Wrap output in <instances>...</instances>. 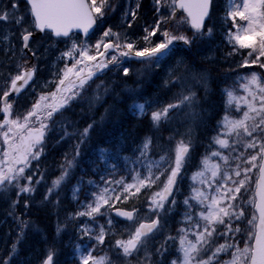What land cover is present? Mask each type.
I'll list each match as a JSON object with an SVG mask.
<instances>
[{"label":"snow or ice","instance_id":"obj_1","mask_svg":"<svg viewBox=\"0 0 264 264\" xmlns=\"http://www.w3.org/2000/svg\"><path fill=\"white\" fill-rule=\"evenodd\" d=\"M213 8V0H154L158 19L144 29L140 42L127 31L108 27L93 44L89 43L90 30L105 23L112 9L110 0H0V22L18 27L21 42L16 73H8L0 91V196L15 193L10 215L20 198L30 199L43 180L38 165L57 123L61 140L78 137L73 155L65 154L60 175L44 194L45 202L55 196L59 205L60 190L80 162V146L97 126L93 120L82 130L69 132L71 122L64 114L96 80L108 73L127 78L133 62L159 68L177 57L176 42H182L193 58L175 59L164 80L165 88H178L173 94L177 102L159 106L158 100H145L131 106L139 117L149 119L151 130L158 132L162 124L178 125L166 142L144 135L139 142L132 141V155L123 154V144L99 147L96 158L88 161L99 181L81 177L72 186L78 208L66 219L79 222L74 249L77 264H264V72L236 74L232 84L221 89L224 114L215 119L212 135L203 141L195 132L213 119L203 107L210 95L211 72L198 68L195 59L199 48L210 45L217 36ZM136 15L131 12L133 18ZM37 31L64 45L57 59L63 67H57L53 79L40 85L38 93L33 88L31 106L16 114L13 94L19 97L30 82L36 83L38 69L30 61L37 58L38 50L32 48ZM219 32L230 49L228 57L239 56L240 67L258 65L264 70V0H226ZM11 35L0 40L8 42L7 52L15 56ZM116 87L115 81L101 80L88 99L89 107L115 93ZM197 88L203 90V98ZM57 117L64 119L58 121ZM200 147L204 152L185 193L181 186ZM120 161L125 174L117 179ZM38 174L40 178L34 179ZM181 195L182 200L178 199ZM246 205L253 210L250 218ZM82 217L88 219L81 221ZM101 218L105 223L98 222ZM16 219L18 243L29 221ZM245 221L247 231L241 227ZM173 224L180 225L175 235ZM61 231L58 223L57 235ZM106 243L107 251L94 254ZM15 251L13 244L12 254ZM54 255L53 242L40 264H56ZM0 264H11V254Z\"/></svg>","mask_w":264,"mask_h":264},{"label":"trees","instance_id":"obj_2","mask_svg":"<svg viewBox=\"0 0 264 264\" xmlns=\"http://www.w3.org/2000/svg\"><path fill=\"white\" fill-rule=\"evenodd\" d=\"M112 9L109 11L108 15L105 17V23L110 25L114 31H127L131 38L134 41L140 42L142 36L145 34L144 29L146 27H150L155 24L158 19L157 14L154 10V0H110ZM214 8L213 15L214 20L217 22V36L215 40L208 46H201L198 50V53L195 56L197 60L198 68H207L211 72V84H210V95L208 97L207 103L203 104V107L208 108L209 115L213 117L212 120H208L206 126H200L195 128V132L197 136L200 137L201 140L206 141L207 137L212 135L211 128L215 122V119H219L220 116L224 114L223 112V104L221 97V89L226 86H230L235 78L236 74L245 75L251 71L264 72V70L259 69L258 65H252L249 68L240 67V57L237 56L235 58L228 57L227 52L230 51L228 46L223 43L222 34L219 32V18L223 15L224 8L226 6V0H213ZM140 4V8L137 9L136 5ZM136 11L137 15L135 18L131 16V12ZM131 25L129 27L128 25ZM165 27H170V25H165ZM100 31V27L97 28V32ZM177 43V57L173 60L164 63L159 68H151L149 66H143L141 70H134L135 66L131 65L132 73L129 77L124 78L128 80H134V82L144 87L148 92H150V96L154 95V97H148L147 100H153L159 102V106H165L167 103H176L177 101L173 98V92L176 93L178 88H171L169 90L164 87V78L167 77V71L169 67L174 63L175 59H179L181 56L185 58V60H191L193 58V52L189 51L186 46L182 44V42ZM195 51V50H193ZM5 59L2 65V75L3 78H6L7 71H11V65L15 61L14 57H8ZM205 57H211V60H206ZM134 63V62H133ZM136 64V63H135ZM101 80L106 83H110L111 81L116 82V90L119 92L122 90V79H118L117 76L112 75L107 79H104V76L101 77L100 80H96L95 84L92 85V89L89 92L85 93L84 97L78 102L74 103L71 108V124L70 127L72 132H76L78 130H82L89 123H92L93 120L97 122V126L95 130L91 132L90 139L80 146L81 148V157L80 162L73 170L72 178L68 181V183L61 188L59 193V205L56 204L57 197H52L50 202L44 201V189L49 181L47 178H43L42 187L37 189V191L32 195L29 199L27 197H21L19 203L16 205V208H19L16 214V218H22L26 221H29V227L24 230V235L21 239H26L30 241V238L35 240L34 238L40 235H44L47 242L55 244V259L59 261V264H77V260L75 257V244L78 242V227L79 222L77 221H68L66 217L77 210L78 205L73 200L72 197V186L76 184L77 180L81 177L84 178L85 181L88 179H94L99 181V177L94 175L91 167L88 164V161L96 158V152L99 147L104 148H114L115 146H119L121 144L124 145L126 151L123 153L124 155H132V149L135 145L132 143L133 140L139 142L140 136L138 133L137 124L134 122V118H132L131 114H133L132 105L133 103L130 101L132 95H125L122 98H115L113 94H110L104 97L99 103L104 105L105 108L113 115H118L119 117L115 120H111L105 118L101 120V116L92 115L89 113V103L88 99L92 95L94 87L96 84L101 83ZM162 88L161 93H157ZM198 95L203 98L204 92L202 89H196ZM156 92V93H155ZM122 103L123 107L121 109L117 108V105ZM157 105H154V107ZM0 119H2V114L0 113ZM143 120L149 124V119L144 117ZM140 121V122H144ZM139 123V122H138ZM150 126V124H149ZM178 125L175 122L172 124L161 125V128L158 132L162 133V139L165 140L164 135L169 136L170 132ZM183 130V129H181ZM150 135V134H147ZM78 141L77 136H73L72 152H66L69 157L73 155L74 146ZM203 147H200L195 153L196 155L199 152H202ZM60 154L59 156L56 153L49 152L48 156L51 158V161L45 163L51 170V175L53 171H56L54 174L55 179L60 175L61 169L60 165L64 161L65 154ZM63 157V160L59 161L57 159ZM118 174L124 175V164L123 161L119 162ZM118 179L119 176L117 175ZM185 193L188 191V187L181 186ZM87 190V189H86ZM10 197H15L13 195L9 197L0 196V223L5 216H8L10 212H12L11 204L13 199ZM178 199L182 200L183 195L178 197ZM27 200L28 207L26 209L25 214L23 216V206H25V201ZM121 206L117 204V207ZM127 207V206H125ZM182 211V208L180 209ZM246 213L249 218L252 215V209L250 206L246 205ZM40 212V213H38ZM12 217V215H11ZM180 217L177 215L175 217L178 220ZM81 221H86L87 217L80 218ZM34 220L39 221V226L33 223ZM5 225L0 226V260H4L3 254L5 252L6 246L14 242V239L10 238V231L8 228H14L15 224L11 222V218L4 219ZM11 222V225L9 224ZM40 222H46V228L40 226ZM99 223H105V219L101 218ZM18 223V221H17ZM60 224L62 231L57 235V225ZM9 224V225H8ZM19 225V224H18ZM178 224L172 225V235H175V229L179 227ZM118 228L123 227V224L117 225ZM245 231L248 230V225L246 221L241 225ZM76 236V237H75ZM17 240V238H16ZM46 242V243H47ZM222 242V241H221ZM105 247H97V249H105L107 251L108 245L105 244ZM11 251V250H10ZM9 250L7 251L8 254ZM111 255V253H109ZM11 264H16V259H26L28 258L24 250L17 245V249L15 253L11 256ZM229 257H225L228 259ZM34 260V258H33ZM30 261V260H29ZM26 263V262H25Z\"/></svg>","mask_w":264,"mask_h":264},{"label":"rangeland","instance_id":"obj_3","mask_svg":"<svg viewBox=\"0 0 264 264\" xmlns=\"http://www.w3.org/2000/svg\"><path fill=\"white\" fill-rule=\"evenodd\" d=\"M101 26H102V30H106L107 29L106 26H105V24H103ZM0 31L3 32L4 35H11L12 34L9 31V27L7 26V24L5 22H4V26L1 27ZM12 36L13 35H11V41L14 39V38L12 39ZM15 39H16V37H15ZM96 40L97 39L93 40L91 43L94 44ZM32 48H33V50H38L37 51V59H38V62H40L39 64L41 65V63H42V65L40 66V70L41 71L37 74V78L35 77V80H36L35 85H31V83H30V86L28 88H26V91L31 90L32 87H35V88L40 89V85H42L45 81L52 80L53 79V75L52 74L57 70V67H61V66L63 67V63L62 62L59 65L57 64V59H58V57L60 55V51L64 49V45L63 44L58 43V42H56L54 40H49L48 37L45 35L42 38L35 40V42H33V44H32ZM136 64L139 67L145 66V65L139 64V63H136ZM15 71H16V67L13 66L12 69H11V73L14 75L15 74ZM8 73H9V71L6 73V77H8ZM111 74L112 73H108L106 76H104V79H107L109 76H111ZM167 137L168 136L165 134L164 135L165 140H166ZM45 150H46V147H45ZM45 150H44V154L42 156L45 155ZM202 150H204V148ZM200 153L201 152H199V154ZM198 155L194 154V156H193V158H194L193 164L194 165L196 163H199V158L200 157H198ZM195 170L196 169L194 167L193 168V171H195ZM55 173H56V171H53L52 172V175L50 174L47 177V179L49 181L47 182V185H46V187L44 189V192H43L44 194L47 191V188L51 186L52 181L55 179V177H54V174ZM117 175L120 176V174H117ZM39 178H40L39 175H37V176L34 177V179H39ZM184 183H186L187 184V187H188V184L189 183H187V180L186 179L184 180ZM41 185H42V183H40L39 185L36 186V191H37V189H40L42 187ZM11 195L15 196V197H10L13 200H16L17 199V197H16V195H15L14 192L13 193H10L7 197H9ZM24 197H26V196H24ZM18 209L19 208H15L14 214L11 217V222H13L15 224L14 228H8V230L10 231V235L9 236H10L11 239H14L13 244H16V249H17V245H18L16 238H17V234L20 232V226L18 225L17 219H16V214H17ZM26 209L27 208L25 206H23V216H26L27 215V214H25ZM160 239H163V237H161ZM241 246H243V245L241 244ZM101 247H105L106 248L105 245H102ZM11 250H12V246H11ZM10 254H11V256L13 255L12 252L10 251L9 254H7L6 259L9 258ZM45 254H46V252H45ZM94 254H100V255H102L103 252L98 253V251L96 250V253H94ZM54 259H55V255H54ZM40 262H38V261H34V262L29 261L26 264H40Z\"/></svg>","mask_w":264,"mask_h":264},{"label":"bare ground","instance_id":"obj_4","mask_svg":"<svg viewBox=\"0 0 264 264\" xmlns=\"http://www.w3.org/2000/svg\"><path fill=\"white\" fill-rule=\"evenodd\" d=\"M6 58H7L6 55L2 54V60H5ZM1 70H2V65L0 64V71ZM121 82H122L121 83L122 84V90L120 92L118 90H116V92L113 93L115 98H122L125 95H132V97L130 99V101L132 103H134V102L135 103H142L145 100H147L148 97H150V98L154 97V95L150 96V92H148L144 87L137 85L134 82V80L122 79ZM161 92H163L162 88L157 93H161ZM122 107H123L122 103L117 105L118 109H121ZM105 110H106L105 106L100 104V103H94L91 108L89 107V113L92 115H94V114L99 115L101 117H105V118H108L111 120H115L119 117L118 115H113L110 112H107V114H106ZM137 127H138L137 131L139 133V136L147 135V134L155 135L159 138H162V136H163L161 132H156L154 130H151L149 124L146 122H139L137 124ZM203 152H201L198 155V157H200V155L203 154ZM38 213H40V212H38ZM0 215H2L1 212H0ZM7 218L8 219L11 218V215L8 214V216H5L4 219H7ZM4 219H2L0 226H3L6 224ZM33 223L35 225L39 226L38 220H34ZM9 224L11 225V222ZM44 225H46V222H40V226H42L43 228H46L47 226H44ZM43 238H45L44 235H40V236L35 237L34 238L35 240L30 238V241H28L26 239H21V240H19V242L17 244H18V246H20L24 250V253L27 257L34 258V261L40 262L44 258V256H45L44 254L49 247V243L47 242L46 239H43ZM11 246H12L11 243L6 246L5 252L3 254V258L6 259L7 251L9 250V252H10ZM9 252H8V254H9ZM55 261H56V264H59V261H57V259Z\"/></svg>","mask_w":264,"mask_h":264},{"label":"water","instance_id":"obj_5","mask_svg":"<svg viewBox=\"0 0 264 264\" xmlns=\"http://www.w3.org/2000/svg\"><path fill=\"white\" fill-rule=\"evenodd\" d=\"M94 28H95V27H94ZM92 32H93V30H90L89 35H90ZM37 33L40 34V35L42 34V33H39L38 31H37ZM79 34H80L83 38H85L82 32H80ZM14 95H15V94H13V96H14ZM112 214L115 216V213H114V212H113ZM118 219L123 220V218H118Z\"/></svg>","mask_w":264,"mask_h":264},{"label":"flooded vegetation","instance_id":"obj_6","mask_svg":"<svg viewBox=\"0 0 264 264\" xmlns=\"http://www.w3.org/2000/svg\"><path fill=\"white\" fill-rule=\"evenodd\" d=\"M1 62H3V60H2V52H1V50H0V63Z\"/></svg>","mask_w":264,"mask_h":264}]
</instances>
